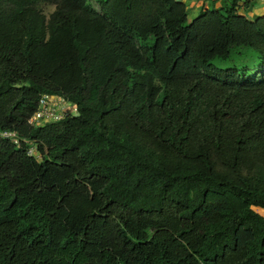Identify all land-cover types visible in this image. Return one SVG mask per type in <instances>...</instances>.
<instances>
[{"label": "trees", "instance_id": "obj_1", "mask_svg": "<svg viewBox=\"0 0 264 264\" xmlns=\"http://www.w3.org/2000/svg\"><path fill=\"white\" fill-rule=\"evenodd\" d=\"M217 1L0 0V264H264V75L213 62L264 14Z\"/></svg>", "mask_w": 264, "mask_h": 264}, {"label": "rangeland", "instance_id": "obj_2", "mask_svg": "<svg viewBox=\"0 0 264 264\" xmlns=\"http://www.w3.org/2000/svg\"><path fill=\"white\" fill-rule=\"evenodd\" d=\"M186 1H187V3L190 2V0H186ZM223 1L224 0H221V3ZM91 2L95 5V7L97 9L100 8V6L98 4V0H91ZM258 3H260V5L262 4L261 5L262 7H261V9H259V7H256L257 8L256 10H258L257 12L261 13V15H262V14H264V1H258ZM193 6H195V7H189V18L190 19H192L194 16L198 15V13L201 10L200 7L199 8L197 7V5H193ZM203 6L204 7H206V6L210 7V5H207L206 3H203ZM40 7H42L43 10L48 15L55 9L54 5L44 4V3L40 4ZM241 9H242V11H244L243 8H241ZM256 16H258V15H256ZM213 62L221 68H228V67H234V66L239 67L240 69L248 68L247 72L249 73V76L259 75V77H260V74L264 75V68H261L259 66V54H258V52L255 49H252L249 47L236 48L233 51L232 56L229 57L228 59L216 58ZM255 209L264 215V209L263 208L256 207Z\"/></svg>", "mask_w": 264, "mask_h": 264}, {"label": "built area", "instance_id": "obj_3", "mask_svg": "<svg viewBox=\"0 0 264 264\" xmlns=\"http://www.w3.org/2000/svg\"><path fill=\"white\" fill-rule=\"evenodd\" d=\"M77 114L78 107L75 103L59 95L44 94L40 98L38 110L30 117L29 123L44 124ZM0 134L3 137L11 138L15 143L19 142L18 134L15 131H3Z\"/></svg>", "mask_w": 264, "mask_h": 264}, {"label": "crops", "instance_id": "obj_4", "mask_svg": "<svg viewBox=\"0 0 264 264\" xmlns=\"http://www.w3.org/2000/svg\"><path fill=\"white\" fill-rule=\"evenodd\" d=\"M183 1L187 2L186 0H183ZM253 1L255 2L254 3V6L255 7L253 6L252 9H251V11L249 12V15L251 17H254L256 15H261V13H258L257 12L258 10H256L257 9L256 7H259V9H261V7H262L261 5L262 4L260 5V3H258V1H264V0H253ZM189 3H187L189 7H195L193 5H197L198 8L200 7V9H202V8H208V6L204 7L203 6V3H206L207 5H210L211 6L212 0H198V1L197 0H193V1L190 0ZM215 5L216 6H220L221 5V0H218Z\"/></svg>", "mask_w": 264, "mask_h": 264}]
</instances>
